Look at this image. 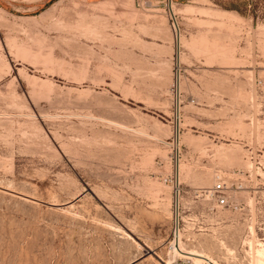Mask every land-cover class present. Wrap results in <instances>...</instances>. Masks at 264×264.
Instances as JSON below:
<instances>
[{
  "label": "rangeland",
  "instance_id": "rangeland-1",
  "mask_svg": "<svg viewBox=\"0 0 264 264\" xmlns=\"http://www.w3.org/2000/svg\"><path fill=\"white\" fill-rule=\"evenodd\" d=\"M171 1L0 0V264H171L177 191L264 264V0Z\"/></svg>",
  "mask_w": 264,
  "mask_h": 264
},
{
  "label": "bare ground",
  "instance_id": "bare-ground-1",
  "mask_svg": "<svg viewBox=\"0 0 264 264\" xmlns=\"http://www.w3.org/2000/svg\"><path fill=\"white\" fill-rule=\"evenodd\" d=\"M168 7H169L170 15L171 16H174L173 2L171 0H169ZM173 26L175 28V38H176V45H177L176 54H177V59L179 60L180 30L178 29V26H177V23L176 22H174ZM179 79H178V77L176 79V85H177L178 88L180 87L179 86L180 85L179 84ZM176 137H177V139L179 137L178 131L176 133ZM179 170H180V168H179V160H177V163H176L177 183H179ZM174 201H175V210H174L175 211V214L174 215H175V220L177 222V220L179 221V219H178L179 218L178 217L179 214H178V210H177V208L179 206L178 191H177V194L175 195V200ZM252 232L254 233V229L253 228H252ZM172 248H173V250H174L175 253L180 254V255H189L192 258H194L196 261H198V262H204V261H206L208 263L216 264L215 261L208 254H206V253H204L202 251L195 250V249H191V250L186 249L184 247V243H183V240H182V233H181L180 228H179V230H176V236H175V239L173 241ZM258 253L262 257H264V250H260V251H258Z\"/></svg>",
  "mask_w": 264,
  "mask_h": 264
},
{
  "label": "built area",
  "instance_id": "built-area-1",
  "mask_svg": "<svg viewBox=\"0 0 264 264\" xmlns=\"http://www.w3.org/2000/svg\"><path fill=\"white\" fill-rule=\"evenodd\" d=\"M210 192H211V195L215 197V201L217 205L225 206L231 202V197L229 196V194H227V186L223 182L214 183ZM176 230H179L178 220L177 222L176 221L174 222V228H173V233H172L173 237H172V240L170 241L171 248L173 246V241L176 236ZM171 264H213V263H208L206 261L198 262L189 255H179V254L176 255L173 250Z\"/></svg>",
  "mask_w": 264,
  "mask_h": 264
}]
</instances>
